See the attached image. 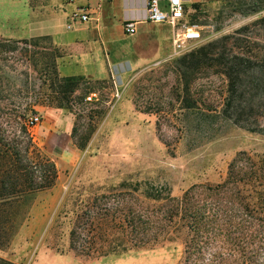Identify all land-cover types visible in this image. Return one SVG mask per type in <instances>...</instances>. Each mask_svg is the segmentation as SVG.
Instances as JSON below:
<instances>
[{"label":"rangeland","instance_id":"rangeland-1","mask_svg":"<svg viewBox=\"0 0 264 264\" xmlns=\"http://www.w3.org/2000/svg\"><path fill=\"white\" fill-rule=\"evenodd\" d=\"M183 1L186 20L198 26L200 40L184 44L180 52L168 37L155 44L128 43L123 63L104 53L98 76L80 75V65L65 64L70 56L57 47V30L53 36L17 38L23 35L17 21L1 26L15 38L0 35V264H30L42 248L72 251L88 262L126 253L127 264H240L243 259L264 264V228L245 238L236 233L210 241L188 257L183 235L117 253L109 250V242L121 237L108 235L103 220H97V233L87 231L83 212L120 204L156 211L161 200L148 196L151 188L180 196L193 185L223 182L241 151L264 170V133L234 125L220 114L223 76L214 68L196 71L190 91L198 108L186 109L183 67L177 62L193 48L226 35L256 32L264 38V22L251 24L264 16V0ZM7 8L0 6V23ZM243 26L248 28L240 30ZM144 47L156 51L147 60L128 62V57L145 54ZM75 74L83 79L73 91H63L62 79ZM89 94H94L92 101L86 99ZM202 111L213 116L199 122ZM32 114L40 115V122L27 135L23 126ZM48 127L57 131V142L46 133ZM37 182L47 186L32 189ZM263 195L250 197L256 214H264ZM75 226L76 249L70 239Z\"/></svg>","mask_w":264,"mask_h":264},{"label":"trees","instance_id":"trees-1","mask_svg":"<svg viewBox=\"0 0 264 264\" xmlns=\"http://www.w3.org/2000/svg\"><path fill=\"white\" fill-rule=\"evenodd\" d=\"M260 22H264V16H258L251 24L254 26ZM247 28L243 26L240 30ZM249 33L235 38L226 35L203 43L183 54L177 62L183 67V101L186 109L198 108L190 91L195 72L214 68L225 81L223 111L220 112L222 118L252 132L264 133V45H261L264 38L256 36V32ZM230 38H233L231 42ZM187 74H190L188 79ZM82 79L83 76L79 75L64 77L61 82L62 90L73 91L74 85ZM200 114L199 122L213 116L210 111H202ZM23 131L29 135V129L25 125ZM3 141L0 138V142ZM30 145L31 139L28 137L26 149ZM48 167L51 168L49 172L54 179L55 165L51 163ZM262 167L249 154L241 151L229 163L227 177L223 182L216 185H193L180 196L165 195L161 189L151 188L148 196L161 200L156 211H149L142 205L134 211L129 206L120 204L121 208L108 206L99 213L83 212L88 223L87 231L91 236L97 233L100 225L97 222L103 220L108 235L119 233L121 237L118 241L111 239L109 242V250L117 253L183 235L187 257L218 238L225 237L228 240L236 233L244 238L254 232L257 234L264 228V214H256L258 210L250 197L264 194ZM33 185L32 189L47 186L39 182ZM247 187L250 188L248 193ZM200 197L202 202L201 199L199 201ZM218 217L222 221L215 227ZM77 230L75 226L70 231L72 247L75 249ZM81 246L84 247V244ZM247 263L250 262L245 259L240 262Z\"/></svg>","mask_w":264,"mask_h":264},{"label":"crops","instance_id":"crops-1","mask_svg":"<svg viewBox=\"0 0 264 264\" xmlns=\"http://www.w3.org/2000/svg\"><path fill=\"white\" fill-rule=\"evenodd\" d=\"M146 0H0V6H7L3 22L17 21L23 35L17 38H28L40 35H51L57 30V47L67 50L69 59L65 64H78L82 68L80 75L87 73L101 75L104 69V53L113 55L115 62L123 63L126 44L135 45L160 43L165 39L173 38V30L166 23H153L145 18ZM204 0H190V5ZM21 6L19 12H15ZM161 9H165L164 0H159ZM188 4L185 2V7ZM86 9L90 20L86 23L76 22L71 29L66 28L68 17L78 9ZM20 15V16H18ZM20 17V18H19ZM126 21H137L136 32L127 34L124 31ZM0 35L15 38L13 33L0 29ZM145 54L128 57V62L134 64L147 60L155 53L156 48L147 50ZM141 50L131 49L135 54ZM148 51V52H147ZM76 57L77 62L72 60ZM78 58V59H77ZM60 69V66L58 67ZM78 75V74H75ZM46 133L57 142V131L46 128ZM56 144V143H55ZM48 146V145H47ZM57 147V144H56ZM55 147V149H56ZM54 149V148H53ZM48 152V151H47ZM50 152V151H49ZM130 256L127 254L113 255L95 261H82L72 251L55 252L42 248L30 264H127ZM128 258V259H127Z\"/></svg>","mask_w":264,"mask_h":264},{"label":"built area","instance_id":"built-area-1","mask_svg":"<svg viewBox=\"0 0 264 264\" xmlns=\"http://www.w3.org/2000/svg\"><path fill=\"white\" fill-rule=\"evenodd\" d=\"M72 1V0H69ZM165 9L159 6V0L145 1V20L153 23H166L173 30L172 45L174 50L180 52L184 44L201 39V32L196 25H191L186 20V7L183 0H164ZM86 9H78L71 13L66 23V28L71 29L76 22L86 23L90 20ZM137 21H126L124 31L127 34L136 32ZM94 94H89L86 99L92 101ZM40 122V115L32 114L25 120V126L30 129Z\"/></svg>","mask_w":264,"mask_h":264}]
</instances>
